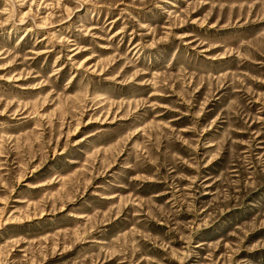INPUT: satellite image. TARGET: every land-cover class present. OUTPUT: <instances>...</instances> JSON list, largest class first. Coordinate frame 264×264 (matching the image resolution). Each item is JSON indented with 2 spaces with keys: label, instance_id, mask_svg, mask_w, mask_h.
I'll list each match as a JSON object with an SVG mask.
<instances>
[{
  "label": "rangeland",
  "instance_id": "obj_1",
  "mask_svg": "<svg viewBox=\"0 0 264 264\" xmlns=\"http://www.w3.org/2000/svg\"><path fill=\"white\" fill-rule=\"evenodd\" d=\"M0 264H264V0H0Z\"/></svg>",
  "mask_w": 264,
  "mask_h": 264
}]
</instances>
